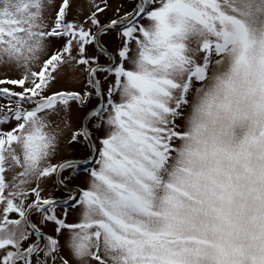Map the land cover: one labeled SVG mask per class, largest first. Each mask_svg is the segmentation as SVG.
Segmentation results:
<instances>
[{"label":"snow or ice","instance_id":"obj_1","mask_svg":"<svg viewBox=\"0 0 264 264\" xmlns=\"http://www.w3.org/2000/svg\"><path fill=\"white\" fill-rule=\"evenodd\" d=\"M0 66V264H264V0H0Z\"/></svg>","mask_w":264,"mask_h":264},{"label":"rangeland","instance_id":"obj_2","mask_svg":"<svg viewBox=\"0 0 264 264\" xmlns=\"http://www.w3.org/2000/svg\"><path fill=\"white\" fill-rule=\"evenodd\" d=\"M112 2L113 5L115 6L116 4L120 3L121 0H112ZM123 2L127 5L129 3V0H123ZM86 11H87V0H73V13L86 12ZM108 15L111 16V12H109ZM114 47H115V42H110V50L113 49ZM5 74H8L10 76L16 75V73L11 68L0 66V77L4 76ZM58 86H71V85L69 84L68 78H63L60 80ZM91 103L94 104L95 100H93ZM89 107H91V104L89 105ZM86 111H87L86 108H79V107L73 108L72 113L70 115V121L73 126L72 130H75L77 127H79L81 122V117L83 114L86 113ZM61 149L62 152H64L65 154H69L72 151L66 143L61 144ZM46 187L50 188L51 185L50 184L46 185ZM70 213H71L70 219H73L75 213L71 212V210ZM47 230L50 231V229Z\"/></svg>","mask_w":264,"mask_h":264}]
</instances>
